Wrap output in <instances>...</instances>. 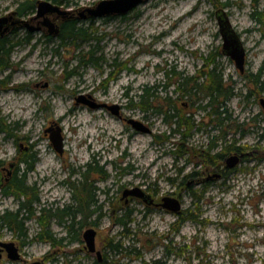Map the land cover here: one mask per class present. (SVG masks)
<instances>
[{"label":"rangeland","instance_id":"374dc122","mask_svg":"<svg viewBox=\"0 0 264 264\" xmlns=\"http://www.w3.org/2000/svg\"><path fill=\"white\" fill-rule=\"evenodd\" d=\"M22 1L0 0V12L9 9L12 13ZM99 1L73 0L62 8L74 12ZM218 8L227 12L245 47L243 74L230 58L217 57L222 43L214 16ZM263 10L264 0H148L125 17L80 21L78 25L88 28L91 37L102 39L98 44L91 39L75 43L84 52L96 47L94 56L100 59L98 67L79 68L77 75L69 78L66 72L77 64L75 56L80 49L74 50L69 44L54 52L58 38L46 41L45 36L34 33L22 40L23 29L17 31L14 41L23 45L11 54L10 61L22 65L16 68L20 70L12 85L0 94V122L16 141L0 144V156L12 158L16 154L18 158L24 147L32 144L30 153L36 160L26 171L25 185L29 187L27 197L36 195L38 202L31 205L34 218L24 221L28 238L39 231L35 222L39 207L61 216L60 210L70 206L74 211L79 199L85 201L83 212L75 214L69 241L54 247L47 241H33L20 248L22 262L44 260L50 264L53 258L63 264H93L97 257L87 251L82 238L84 230L93 228L96 249L117 264L157 259L165 264H264V107L260 104L264 92L258 90L264 83V14L261 23L256 20L258 15H252ZM56 24L60 26L62 20ZM205 57L216 61L217 71L233 87L234 95L225 102L232 122L223 128V138L219 128L214 129L215 123L211 125L210 117L195 109L200 101L194 106L189 101L185 107L188 100L176 98L175 79L171 78L166 89L158 88L154 104L163 105L165 110L170 100L183 113L192 114L194 131L197 126L202 128L192 133L182 148L186 153L176 159L178 148L172 143L177 144L180 137L172 133L175 125L165 124L161 115L143 111L134 102L143 86L163 84L165 70L196 75L206 65ZM114 62L117 66L112 69ZM256 75L259 84L254 83ZM87 94L97 102L121 105L125 118L141 121L151 133L136 132L103 109L76 106L75 98ZM50 122L61 130V155L49 139L42 138V129ZM163 133L171 137V143L154 141V135ZM212 139L218 147L211 154L234 143L247 156L235 169L225 170L222 179L206 181L220 174L223 167L222 162L221 167L201 164L199 151H205ZM88 163L105 172V176L93 173L88 180V193L100 208L91 207L88 193L79 189ZM134 188L150 195L157 204L164 197L175 198L181 210L174 213L146 205L138 197L123 198L125 190ZM5 204L14 212L18 202L9 198ZM122 212L130 213L125 228L116 221ZM178 215L192 216L195 221H184L176 232ZM58 216L50 221L51 233L57 239L67 234V223L72 221L62 215L64 226L59 225ZM78 220L82 225L76 223ZM0 227L1 242L20 243L14 233ZM110 240L120 244L122 254L110 250ZM22 262H11L3 255L0 264Z\"/></svg>","mask_w":264,"mask_h":264},{"label":"trees","instance_id":"16d2710c","mask_svg":"<svg viewBox=\"0 0 264 264\" xmlns=\"http://www.w3.org/2000/svg\"><path fill=\"white\" fill-rule=\"evenodd\" d=\"M54 4L68 7V5L72 4L73 0H49ZM35 8V0H24L18 4L17 11L20 15H23L22 13L24 11H31L33 12ZM264 10L261 12H254L252 15H258L259 18H256L258 22L261 23V16H263ZM91 33H89L88 28H84L77 24L76 21H64L61 24L60 27V33L58 36L59 43L56 49H53L54 52H57L58 47L64 48L67 45L71 44L74 47V50L80 49L79 43L75 42H84L87 43L90 41V39L93 41L95 40L96 44L100 42L102 39L101 37H91ZM52 38L48 37L46 41H50ZM68 40H71V42H67ZM28 41V40H27ZM6 41L0 40V51L4 49ZM96 47L92 46L89 48L86 52H84L82 49L78 51V54L75 56L76 65L68 72H66V77L69 78L71 76L77 75V69L84 68L87 66H92L94 68L98 67V62L100 58L95 57L96 54ZM222 54L217 53V57H220ZM206 65L202 66L201 69H206V72L203 70H199L196 75L192 76H183L181 73L176 72L174 69L172 70H165L163 73L164 78L166 79L162 85H155V86H143L141 88V92L136 96L138 101L134 102V106L139 107L143 111H149L159 114L162 116V120L165 124L168 125H175V128L172 129L173 134H178L180 137V140L177 144L172 143L173 145L177 146L178 150L176 153V159L184 156L186 153V149L182 150L184 147L186 141L192 133L195 131H202V128L200 126H197L195 131L194 128V121L192 120V114L190 113H183L182 110L176 108L173 104H166V109L164 110L162 107L163 105H157L154 104V100L158 99V88L166 89L169 85L171 78L175 79V82L173 85H176V88L174 90L176 91H182L183 94L180 96V98L186 99L190 102H192V105L194 106L196 101H200L199 104H197L196 108L197 111H200L201 113H204V115H208L210 117V123L212 124L214 121H217V128H219L220 132L222 133V137L225 138V132H223V128L227 127L230 122H232L231 116L228 114L227 108L225 107V102L234 95L233 87L230 83H227L224 80V75L222 72L217 71L218 64L216 61L212 58H202ZM116 68L115 62L111 65ZM207 70V68H209ZM110 79V78H109ZM108 79V80H109ZM166 81H168L166 83ZM105 83V82H104ZM255 84L261 83L259 81L258 75L255 76ZM258 90L261 92H264V83H261L260 86H258ZM258 91V92H259ZM127 96V93H126ZM204 102V104H203ZM132 103V100L131 102ZM200 125H203V123H200ZM207 126V125H206ZM205 127V126H204ZM237 127V126H236ZM240 127V126H238ZM192 131V132H191ZM244 134V132H242ZM218 137V136H217ZM264 137V135H262ZM155 142L158 143H171L170 136H166L165 133L161 135H154L153 137ZM207 148L205 151L200 152L199 151V157L201 159V164L205 166H219L223 159V157L228 152H240L242 151V148L239 146H235L234 143H231L229 145L225 144L224 147H221L220 150L216 153H209L213 151L216 148V144L214 143V140H210L208 142ZM32 158L29 159L31 161ZM28 161V160H27ZM31 168V167H30ZM99 174L104 175L105 172L100 170L98 167L91 165L90 163L87 164L86 171L82 173L83 179L80 182L79 189L83 193L89 192V186L90 183L88 182L89 177L91 174ZM196 173H193L191 175H195ZM170 182L173 183V180L170 179ZM29 190V187L24 185L20 191L24 192L23 194L27 197V191ZM18 197H20V194H18ZM87 197L91 200V194L88 193ZM38 198L37 196L33 195L31 198H26L25 202H21V208L19 211H22L26 208V210H23L21 215H19V211L17 212H9L8 215H10V218L8 219L7 223L2 222V225L5 229L11 231L16 235V237L20 240L22 245H28L33 241H47L50 243L51 246H61L63 244L62 238H55L51 230L49 228V225L46 222H43V220H38L35 218V222L37 227H39V231L34 235L33 238H28L27 229L24 226V221L28 219L34 218V209L31 207V205L35 202H37ZM78 206L75 208L74 211L71 212L72 216V223L69 224V230L73 228V223H75V214L76 213H82V205L84 204L81 199H79ZM90 206V205H89ZM88 206V207H89ZM69 209H63L60 210V213L62 215H65L68 213ZM95 210H90L89 213H93ZM59 213V212H58ZM58 216V214H55ZM62 215L58 216L59 221L58 224L62 225ZM22 217V218H21ZM130 213H123L121 216L116 220L118 225L122 228H125L127 224L130 221ZM177 222H176V232L178 231L179 227L182 223L186 220H192L195 221V218L192 216H184V215H178L177 216ZM76 223L79 225H82V221L78 220ZM5 225V226H4ZM80 227V226H79ZM1 228V227H0ZM41 229V230H40ZM70 233V232H69ZM74 239V237H73ZM110 250L114 252V254H122L123 248L120 246V244H112L111 240L109 242ZM170 254H167L169 256ZM52 261L50 264H63L59 260L51 259ZM93 264H117V261L113 259H108L107 257H104L101 262H99L97 259L94 261ZM144 264H165L162 260H154L152 262H144Z\"/></svg>","mask_w":264,"mask_h":264},{"label":"flooded vegetation","instance_id":"af4514ba","mask_svg":"<svg viewBox=\"0 0 264 264\" xmlns=\"http://www.w3.org/2000/svg\"><path fill=\"white\" fill-rule=\"evenodd\" d=\"M36 2L37 1H35V8H34L33 12H31V11H24L22 13L23 15H20L19 12L17 11L18 4L16 6L15 11H13L12 13L9 12V9H6V10L0 12V18H5V17L6 18H9V21H8V24H7V27H6L7 28L6 31H3L2 30V32L0 33V40L1 41H6L5 46H4V49L0 51V94L3 93L4 91L8 90V88H7L8 86H11L12 85L13 79H14V76H15V73H17L20 70V69L17 70L16 68L18 66L20 67V65H22L19 62H17L16 65H14L10 61L11 54L14 53V51L16 49H18V48L20 49L21 46L23 45V43H21V41H19V42H16V40L14 41V39H17V37H18L17 36V31L19 29H23V31H24V39L21 38L22 40H26L27 38H29L34 33H39V35L45 36L44 37L45 40L48 37H51V38L52 37H56V38H58V36H59V34L57 36L48 35L46 33L45 28L41 25L42 18H35ZM79 11H80V9L77 10V11H74V12L72 11L70 18L61 19L62 20V23L64 21L72 20V21H76L77 24H79L80 21H84V20H78L77 19V15L79 14ZM125 16H127V15H125ZM125 16H121V17H125ZM51 17L53 18V16H51ZM113 17H117V16H109V17L100 18V19L108 20V19H111ZM12 21H19V23L16 24V25L11 26L10 23ZM23 21H29L28 27L34 28L35 31L34 32H31L28 29V27H26V26H24V24H22ZM87 21H91V20L89 19ZM60 27H61V25L59 26V30H60ZM59 33H60V31H59ZM34 45L35 44L31 45L30 47L31 48L33 47L34 48ZM110 67L112 69H114L113 66H110ZM111 73L112 72L110 71L109 72V76L112 75ZM243 73L244 72H242L240 74H243ZM47 86H48V84H47ZM47 86L45 88H47ZM104 87H105V85H104ZM13 88H14V89H12L13 91H17V88L15 86H13ZM173 92L175 93L176 98L177 97L180 98V96L183 94L182 91L173 90ZM87 95H89L91 97V94H87ZM87 95H85V96L87 97ZM91 99L93 101H95L97 104H105L100 109H103V110L111 113V111L108 109V106H111L112 103H107V102L101 103V102H97V100H95L94 97H91ZM168 104H171V101L170 100H169ZM260 104H261V102H260ZM75 105L76 106H80L82 104H76V102H75ZM117 105H119V104H117ZM189 105H190V102L189 101L184 104L185 107H188ZM261 106H262V104H261ZM119 113H120V117H117V118L123 124H125L126 121H125V117L122 115V107H121V105H119ZM213 123H215V127L213 126L214 129H217V121H214ZM57 128H58V126H57L56 123L50 122L49 124H47L42 129V138L49 139V141L51 143L50 137L52 136V133ZM60 135H61V132H60ZM14 137H15V135L12 134L11 130H9L7 126H5L4 124H2L0 122V144H7L9 141L14 144L15 141H16ZM61 138H62V136H61ZM215 139L217 140V137H215ZM214 143H215V140H214ZM51 145H52V143H51ZM31 146H32V144L31 145L28 144L27 146H25L24 147V153L22 155L19 154L18 158H17L16 154L12 158H9V157L8 158H5L3 156H0V225H2V222H6L7 223L8 219L10 218V215H8L9 212H13V211H10L9 208H8V206L5 204L6 203V200L9 199V198H12L14 201H17L18 202L17 207H16V210L14 211V213H15V212L19 211V209L21 208V202H25V200L27 198L26 195L23 194L24 192L20 191V189H22L24 187L25 183H26V179H25L26 178V171H28L29 169H31L30 167H32L33 163H35V160H36L34 154L30 153ZM14 147H16V146H14ZM19 147L21 148L22 145L19 144ZM52 147H53V145H52ZM216 147H218V146H216ZM218 151H216V152H218ZM63 152H64V145H63V138H62V152L61 153H58L57 152V153L59 155H61ZM216 152H213V153H216ZM234 153L244 154V156L242 157L241 161H244L245 157L247 156L242 151H240V152H233V151L228 152L223 157V159L221 161L223 163V167L221 168L222 169L221 170V173L220 174L217 173L219 175L217 177L218 179H222L224 177L223 174L225 173V170H233V169L236 168V166L234 168H227L226 165H225V159L228 156H230V155H232ZM30 158H32L31 161H29ZM20 167H23V169H21ZM220 167H221V165H220ZM208 180H211L212 181L213 179L208 178L206 181H208ZM18 194H20V197H18ZM146 195H148V194H146ZM148 196L150 197V200L152 202L151 203H146V205H154L156 207H159V204L154 203V199L150 195H148ZM37 198H38V196H37ZM125 199L127 200L128 199V196L125 197ZM37 202H38V200H37ZM37 202H35L33 204H36ZM88 202L90 203V205H92L91 207L94 206V207L100 208V205L97 203L96 199H93L91 201L89 200ZM68 207H70V206H67V209H69L70 211L68 213H66L65 216L67 218L72 219V216L70 215L71 212H72V210H71L72 208H68ZM23 208L24 209H22V211L23 210H26L25 207H23ZM22 211H19V215H21ZM54 217H55V214L54 213H51L49 210H47L45 208L39 207L38 216L36 218L38 220H43V222H46L49 225V228H50V224H51L50 221ZM58 221H59V219H56V223H58ZM71 223H72V221L70 222V220H69V222L67 223V227H66L67 234L65 236H67V235L68 236L67 237H65V236L64 237H61L63 239V244L65 242H67V241L70 240L69 232H71V230H69V224H71ZM63 224H64V222L62 223V225ZM0 232H1V230H0ZM9 232L12 233L11 231H9ZM0 242H1V240H0ZM14 243L18 247V252L20 254V259L18 261H11V262H22L24 260H22L21 249L20 248H22L23 246H26V245H22L21 242L18 244V242H16V241ZM3 255L6 256V252L4 250L3 251H0V261H1L2 257H3ZM102 259H103V257H102ZM37 261H39L40 264H44L45 263L44 260H37ZM22 263L23 264H27V261L26 262H22ZM32 263L33 262H31L30 264H32Z\"/></svg>","mask_w":264,"mask_h":264},{"label":"water","instance_id":"95a60500","mask_svg":"<svg viewBox=\"0 0 264 264\" xmlns=\"http://www.w3.org/2000/svg\"><path fill=\"white\" fill-rule=\"evenodd\" d=\"M148 0H101L94 6L83 8L79 11L77 15L78 20H92L100 19L109 16H125L130 12L134 11L141 4H144ZM55 15V16H54ZM215 18L218 24V32L221 36V54L230 58L236 68L240 73L244 72L245 60H246V50L243 42L240 38L239 33L233 28L230 23L229 16L223 8H218L215 13ZM53 16V18L51 17ZM71 17V11L63 9L62 6L52 3L49 0H38L36 2V13L35 18H42L41 25L45 28L46 33L51 36H57L59 34V26L56 24V20L65 19ZM9 18H0V33L6 31ZM19 21H12L11 26L18 24ZM24 26L28 27L29 21H23ZM31 32H34V28L28 27ZM38 30V29H37ZM47 84L44 85L46 87ZM76 104L87 105L92 109H100L105 104H97L91 99L89 95H79L75 99ZM262 106H264V99L260 100ZM111 114L120 117L119 105L112 104L108 106ZM128 125L133 128L136 132L150 134L151 130L149 127L144 125L139 120H134L132 118H125ZM60 128H57L50 137L51 143L54 149L58 152H62V138L60 135ZM244 154L234 153L225 159V165L227 168H234L237 166ZM219 175L210 176V179L218 177ZM133 196L141 198L145 203H151L150 197L146 195L142 190L134 188L131 190H125L123 192V197ZM162 208L179 213L181 210V203L172 197H164L162 203L159 204ZM96 231L93 228H88L84 230L82 238L85 242V248L88 252L94 253L97 260L101 262L102 254L95 246ZM6 252V257L10 261H18L20 259V254L18 252V247L14 242H0V251ZM32 264H40L39 261H34Z\"/></svg>","mask_w":264,"mask_h":264},{"label":"bare ground","instance_id":"6f19581e","mask_svg":"<svg viewBox=\"0 0 264 264\" xmlns=\"http://www.w3.org/2000/svg\"><path fill=\"white\" fill-rule=\"evenodd\" d=\"M59 128V127H58ZM26 179V178H25Z\"/></svg>","mask_w":264,"mask_h":264}]
</instances>
